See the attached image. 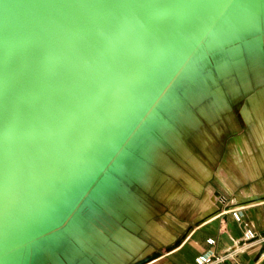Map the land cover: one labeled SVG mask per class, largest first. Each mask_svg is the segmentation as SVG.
Here are the masks:
<instances>
[{
	"label": "bare ground",
	"instance_id": "1",
	"mask_svg": "<svg viewBox=\"0 0 264 264\" xmlns=\"http://www.w3.org/2000/svg\"><path fill=\"white\" fill-rule=\"evenodd\" d=\"M249 1L0 0V249L71 205L77 171L103 166L199 45L232 36L214 28L255 30ZM93 142L98 159L82 167ZM17 251L0 264H17Z\"/></svg>",
	"mask_w": 264,
	"mask_h": 264
},
{
	"label": "rangeland",
	"instance_id": "2",
	"mask_svg": "<svg viewBox=\"0 0 264 264\" xmlns=\"http://www.w3.org/2000/svg\"><path fill=\"white\" fill-rule=\"evenodd\" d=\"M247 8L253 9V15L249 14V20L252 18V22L258 24L257 28L255 30L250 29L249 32L247 30L240 32L242 29L231 26L230 21L217 29L214 28V33H221L224 30L230 32L232 36H229L230 39L226 42L217 44L226 43L225 45L219 47L215 45L217 48L206 46L205 43L199 45L190 56V62L179 71L168 90L156 102V110H160L168 116L166 118H169L173 130H165L159 133L154 123L157 119L151 118L140 121L119 142L121 146L124 140L128 143L125 147L126 150H129L128 155L126 152L123 155L117 153L109 157L104 168L95 177L88 175L84 170L77 171L72 184L78 183L79 188H74L73 203L63 209L61 213L55 214L54 218L52 217L43 222L42 225H36L35 228L26 232V239L21 240L20 243H8L9 240L5 242L8 244L0 249L1 258L20 248L16 256L17 264H98V260L109 262L108 259L115 263L120 259L123 261L122 264H126L130 261V248L127 246L130 240L118 239L113 241L111 235L119 226L107 221L105 222L106 226L111 231L109 239L114 246L112 249H105L108 244V241L105 240L102 242L103 250H101L91 236L92 223L89 219L91 208L99 203V198L94 193L87 194L84 192L83 196L82 194L85 188L95 183L97 178L104 174L116 184L127 186L130 191V140H264V0H251L248 2ZM233 32L234 34H232ZM239 35L240 37H238ZM257 44L259 46V58L254 60L253 46L255 47ZM171 60L168 64L166 63L163 70L158 69L159 71H156L160 74L154 72L151 76L150 82L154 86L152 89H154L149 92L148 104L158 91L157 89L165 82L171 67L175 64V60H172L173 62ZM174 105L182 110L181 118L180 114L177 118L178 114H174V110L171 113L170 108ZM188 107L193 108L194 114L188 112ZM137 112L140 113V110ZM137 116L140 117V114ZM192 118L195 119L190 125L188 122ZM148 132H150L149 136H147ZM95 146L94 142L86 146V150L84 149L86 155L81 160L80 166L89 168L94 163V161L87 159L88 156L98 159L93 155ZM118 147L119 145L116 146V148ZM110 152L112 153V151ZM110 152L105 155V158L111 154ZM117 155L118 166L114 164ZM185 165H187L186 161L181 163L173 159L170 166L168 165L169 172H162L161 176L158 173L156 177L150 174L145 175L147 179L137 180L135 184H172L175 177H180L175 175V170L183 169L185 171L187 168ZM25 187L17 195L16 200H14L15 203L25 191ZM78 201L80 202L78 203ZM80 204L81 207L79 208ZM52 205L49 213L57 211L61 204L54 203ZM80 214L87 218L85 224L86 239L81 238L76 241L70 234L74 233V226ZM123 223L120 226L122 227L120 231L123 234L126 233L124 230L130 232V224L128 225V222L125 221ZM35 231L37 232L35 233ZM82 241L89 247L91 254L82 249ZM21 244L24 246L29 244V254L26 249H22L23 245ZM12 249L14 251H11ZM38 256L41 257L40 260L37 259Z\"/></svg>",
	"mask_w": 264,
	"mask_h": 264
},
{
	"label": "crops",
	"instance_id": "3",
	"mask_svg": "<svg viewBox=\"0 0 264 264\" xmlns=\"http://www.w3.org/2000/svg\"><path fill=\"white\" fill-rule=\"evenodd\" d=\"M253 49L257 60L258 44ZM155 103L139 121L154 115ZM150 143L153 145L151 159L157 165L149 172L151 176L169 172L168 165L173 159L187 162L185 171L175 170V175L180 177H175L174 183L134 186L129 196L104 176L90 188L116 205L121 199L130 202L129 262L154 256L144 264H195L194 259L199 255L220 257L238 246L243 248L242 252L236 253L231 261L216 264H264V140H155ZM232 210H237L239 221L233 219ZM91 212V234L103 250L102 241L109 231L98 219L103 212L98 207H93ZM85 223L84 217L77 219L73 239L86 238ZM95 229L101 233L96 234ZM81 246L91 254L85 243ZM112 248L113 243L109 241L105 249ZM108 261L98 260V264L123 263L120 259L117 263Z\"/></svg>",
	"mask_w": 264,
	"mask_h": 264
},
{
	"label": "water",
	"instance_id": "4",
	"mask_svg": "<svg viewBox=\"0 0 264 264\" xmlns=\"http://www.w3.org/2000/svg\"><path fill=\"white\" fill-rule=\"evenodd\" d=\"M29 49V48H27ZM178 75V74H177ZM177 77V76H176ZM175 77V78H176ZM174 78V79H175ZM172 83V82H171ZM169 88V87H168ZM167 88V90H168ZM163 95V94H162ZM161 95V96H162ZM161 96L159 98H161ZM156 104V103H155ZM166 109V108H164ZM173 110L175 111V113L178 114V117L179 118V114H180V118L182 117V110L180 109V107H177V105H174L170 108V111L171 113L173 112ZM188 112L189 113H192L194 114V111H193V108L192 107H188ZM167 112V110H165ZM168 116H166V114H164L162 111H157L156 108H155V105H154V115L150 118H144L142 119L141 121H145V120H149V119H157L155 123V125L157 126L158 128V131L159 133H162L163 131L165 130H173V126L171 125V122L169 121V118H166ZM195 118H192L190 120V122H188V124L192 125ZM163 120V121H162ZM167 122L166 123H164ZM140 122V121H139ZM138 122V123H139ZM187 122V121H186ZM137 123V124H138ZM136 124V125H137ZM135 125V126H136ZM134 126V128H135ZM133 128V129H134ZM132 129V130H133ZM131 130V131H132ZM129 131V132H131ZM149 133L148 132V135L149 136ZM181 138V136H180ZM123 140V139H122ZM150 142H155V140H130V189L133 190V187L134 186H143V185H147L149 183H141L139 185L135 184L136 181L138 180H145L147 179L145 175H148L149 172H151V170H153L152 168L153 167H156L157 165L153 162V159H151L152 157V148H153V145H151ZM128 143L125 142V140L122 142V146H121V150L119 151L120 149V146L119 148L115 151V152H112L107 158H105L104 160V164L103 166L95 173L93 174L92 176L95 177L96 175H98L101 170L104 168V166L106 165V163L108 162L107 159H109V157L113 156L114 154H121L123 155L124 153L128 152L129 150H126L125 147ZM129 152L126 154L128 155ZM106 161V162H105ZM118 155L117 157L114 159V164L118 166ZM107 177L105 174L104 175H101L100 177ZM99 177V178H100ZM97 178V180L99 179ZM107 179L113 183L114 185L118 186L120 189H122L125 193H127L129 196H130V191L128 190L127 186L125 185H118L116 184L114 181H112L111 179H109V177H107ZM96 180V181H97ZM149 180V179H148ZM95 181V182H96ZM145 182V181H143ZM94 185V183L92 185H89L87 188L84 189L83 191V194L82 196L84 195V192L89 194V193H94L98 196L99 198V203L96 204L94 207H98V209H100V213L99 214V218L102 222H103V225L105 226V228L109 231L108 235H106V239L108 242L110 241L109 237H110V230L107 228L106 226V223L107 221H110L112 224L116 225V226H119L118 228H116V231L112 233L111 237L113 238L112 240L115 241V240H118V239H121L120 237H118L119 235L120 236H123L125 237L126 239H129L130 240V232L124 230L126 233L123 234L120 229H122V227H120L121 225H123V221L125 222H128V225L130 224V202L129 201H125L123 199H121V201H119V205H116L113 201H110V200H107L105 199L102 195H100L99 193H97L96 191H91L90 188ZM74 195V194H73ZM75 198V196H74ZM74 200V199H73ZM73 203V201H72ZM71 203V204H72ZM104 205H106V207H104ZM69 207V206H68ZM81 207V204L79 205V208ZM93 207L91 208V211H92ZM103 214H105V216H103ZM92 212H90V221H91V218H92ZM81 217H84L86 220L87 218L85 216H82V214H80L78 216V219L81 218ZM128 219V220H127ZM98 221V220H97ZM92 223V222H91ZM86 224V223H85ZM85 224H84V229H85ZM76 225V224H75ZM92 228H93V225H92ZM91 228V230H92ZM96 232V234L99 235V230L98 229H95L94 230ZM75 234V231L73 234H70L71 237ZM86 235V234H85ZM114 235H118L115 239H114ZM75 236V235H74ZM92 236V234H91ZM93 237V236H92ZM73 238V237H72ZM83 238V237H82ZM81 239L80 238H75L74 240H79ZM84 239V238H83ZM86 239V238H85ZM94 239V237H93ZM124 239V241L126 240ZM103 240V241H105ZM102 241V242H103ZM95 242V241H94ZM112 242V241H111ZM83 243V241H82ZM113 243V242H112ZM82 245V244H81ZM114 246V244H113ZM82 247V246H81ZM83 249V247H82ZM84 250V249H83ZM85 251V250H84ZM154 256H151V257H142L138 260H136L134 263H127V264H144L146 263L147 261H149L150 259H152Z\"/></svg>",
	"mask_w": 264,
	"mask_h": 264
},
{
	"label": "built area",
	"instance_id": "5",
	"mask_svg": "<svg viewBox=\"0 0 264 264\" xmlns=\"http://www.w3.org/2000/svg\"><path fill=\"white\" fill-rule=\"evenodd\" d=\"M231 215H232L233 219H235L236 221H239V214H238L237 210H232ZM242 251H243L242 247L234 246L224 256L214 257L212 255L202 254V255L197 256L194 259V262H195V264L225 263L227 261H231L233 259V257L236 255V253H239ZM233 264H237V263H233Z\"/></svg>",
	"mask_w": 264,
	"mask_h": 264
}]
</instances>
